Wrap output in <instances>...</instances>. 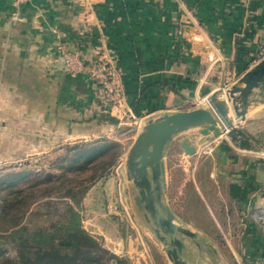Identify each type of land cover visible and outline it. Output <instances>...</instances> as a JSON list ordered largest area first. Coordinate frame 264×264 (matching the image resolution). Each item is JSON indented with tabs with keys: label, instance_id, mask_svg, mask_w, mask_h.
I'll use <instances>...</instances> for the list:
<instances>
[{
	"label": "crops",
	"instance_id": "obj_1",
	"mask_svg": "<svg viewBox=\"0 0 264 264\" xmlns=\"http://www.w3.org/2000/svg\"><path fill=\"white\" fill-rule=\"evenodd\" d=\"M103 43L118 55L139 116L193 109L264 58V0H0V144L12 143L13 127L57 129L61 142L103 141L116 119L61 51L93 59ZM239 121L232 129L243 137L212 134L203 147L208 132L196 130L186 135L194 155L179 146L182 191L198 219L187 222L218 249L193 264H264V231L252 217L264 205V98ZM114 223L96 224L107 249L130 264H170L155 238Z\"/></svg>",
	"mask_w": 264,
	"mask_h": 264
},
{
	"label": "rangeland",
	"instance_id": "obj_2",
	"mask_svg": "<svg viewBox=\"0 0 264 264\" xmlns=\"http://www.w3.org/2000/svg\"><path fill=\"white\" fill-rule=\"evenodd\" d=\"M133 113L136 118L123 113L119 115L118 111L113 114L109 111L108 115L116 119L113 121L116 125L113 130L104 134L106 137L101 138L103 140L101 142H86L85 140L78 143L61 142L63 139L53 136H57V129L47 128L44 129V132H40L31 128L13 127L14 129L11 130L13 131L12 143L0 144V228L4 226L2 215L6 197L15 196L17 191L23 190L24 193H29L24 202L29 206L31 214L39 207L37 214H43L46 212L45 203H56L61 200L62 191L58 180L61 179L62 172H66L70 178L78 181L76 184L79 187L89 186L86 194L88 198L86 201L85 198L83 199L79 209L84 227L92 235H95L97 225L101 223L107 225V220L119 224L124 232H136L144 235L151 233V230L142 223L143 216L136 209L126 177L127 153L144 119L136 112ZM36 132L44 137H35ZM105 139L112 142L107 147L99 149L105 143ZM93 147H97V149L85 150L81 156H77L82 163L86 164L76 165L74 168L66 170L65 165L72 158H76L75 153L78 149ZM178 152L179 144L176 141L167 155V165L170 164L173 170L172 178H168L170 183L169 201L173 209L186 221L198 220L197 212L195 214V211L190 209L194 201H191L190 204V200L186 199L182 191V181L185 176L182 165L180 166ZM87 159H90V162H87ZM106 164H109L108 168L102 172V167ZM8 173L12 174L10 177L16 173L23 175L18 179L11 178L12 180L6 181ZM95 174L99 176L96 177ZM48 175H51V180H48L50 179ZM51 182L52 186L49 185ZM189 186L192 187L190 184ZM262 206H257V208ZM31 214L29 213L28 220L35 221L34 215ZM196 227L199 228V225ZM15 254L16 252L10 246L0 247V255L11 258Z\"/></svg>",
	"mask_w": 264,
	"mask_h": 264
},
{
	"label": "water",
	"instance_id": "obj_3",
	"mask_svg": "<svg viewBox=\"0 0 264 264\" xmlns=\"http://www.w3.org/2000/svg\"><path fill=\"white\" fill-rule=\"evenodd\" d=\"M260 97L264 98V58L232 87L214 92L198 107L143 119L127 153L126 177L142 223L151 230L147 235L161 244L170 264H193L199 256L218 255L209 236L183 219L169 201L167 155L171 146L177 141L185 154L194 155L197 147L186 136L190 131L208 132L200 141L203 147L213 139L212 134L227 136L245 119L252 103L262 101Z\"/></svg>",
	"mask_w": 264,
	"mask_h": 264
},
{
	"label": "trees",
	"instance_id": "obj_4",
	"mask_svg": "<svg viewBox=\"0 0 264 264\" xmlns=\"http://www.w3.org/2000/svg\"><path fill=\"white\" fill-rule=\"evenodd\" d=\"M230 135L236 139L238 136L243 137L244 132L233 129ZM108 145L109 143H104L99 149ZM96 149L97 147L78 149L76 158L65 165L66 170L76 165L82 166L85 162L82 163L77 156H81L85 150ZM89 160L86 161L90 162ZM108 165L102 167V172ZM11 175H6V181L18 179L23 174L16 173L10 177ZM48 176V180H51V175ZM73 180L66 172H62L61 179L58 180L62 191L61 200L45 203L46 212L43 214H37L40 207L31 214L29 206L24 202L29 193L25 194L23 190L17 191L15 196L5 198L0 247L10 246L16 254L11 258L0 255V264H129L126 258L107 249L99 238L84 227L79 207L89 186L79 187L76 184L78 181ZM53 183L55 184L54 181ZM53 183L49 185L52 186ZM29 213L34 215L35 221L28 220Z\"/></svg>",
	"mask_w": 264,
	"mask_h": 264
},
{
	"label": "built area",
	"instance_id": "obj_5",
	"mask_svg": "<svg viewBox=\"0 0 264 264\" xmlns=\"http://www.w3.org/2000/svg\"><path fill=\"white\" fill-rule=\"evenodd\" d=\"M23 2L25 0H17ZM97 56L93 59L85 58L79 51H72L61 47L67 70L72 75L85 74L91 79L100 91L106 113L132 116L134 111L128 105V96L124 83L123 71L118 65V55L110 50L104 43L97 46ZM259 55L264 56V44L259 50ZM204 152H208L205 150ZM255 223L264 231V206L252 212Z\"/></svg>",
	"mask_w": 264,
	"mask_h": 264
},
{
	"label": "bare ground",
	"instance_id": "obj_6",
	"mask_svg": "<svg viewBox=\"0 0 264 264\" xmlns=\"http://www.w3.org/2000/svg\"><path fill=\"white\" fill-rule=\"evenodd\" d=\"M240 122V121H239Z\"/></svg>",
	"mask_w": 264,
	"mask_h": 264
}]
</instances>
